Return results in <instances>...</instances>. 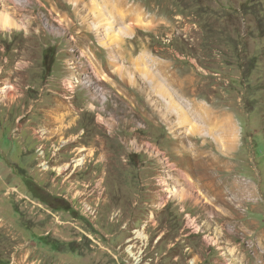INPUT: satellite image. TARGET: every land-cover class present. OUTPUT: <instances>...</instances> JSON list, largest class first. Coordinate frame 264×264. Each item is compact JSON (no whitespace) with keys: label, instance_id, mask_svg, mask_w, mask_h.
I'll return each instance as SVG.
<instances>
[{"label":"rangeland","instance_id":"1","mask_svg":"<svg viewBox=\"0 0 264 264\" xmlns=\"http://www.w3.org/2000/svg\"><path fill=\"white\" fill-rule=\"evenodd\" d=\"M0 14V264H264V0Z\"/></svg>","mask_w":264,"mask_h":264},{"label":"bare ground","instance_id":"2","mask_svg":"<svg viewBox=\"0 0 264 264\" xmlns=\"http://www.w3.org/2000/svg\"><path fill=\"white\" fill-rule=\"evenodd\" d=\"M0 28L4 29V30H20L22 27V25H18L16 24L14 21L10 20L9 18H7L6 15H2L0 14ZM142 78L148 79L149 75L146 73H142L141 75ZM234 139V138H233ZM190 180V179H189ZM189 183V182H188ZM208 191V190H206ZM175 195V194H174ZM182 196V195H181ZM139 236H142L141 234H139ZM131 252V251H130ZM129 252V253H130ZM137 261V258L135 259Z\"/></svg>","mask_w":264,"mask_h":264},{"label":"crops","instance_id":"3","mask_svg":"<svg viewBox=\"0 0 264 264\" xmlns=\"http://www.w3.org/2000/svg\"><path fill=\"white\" fill-rule=\"evenodd\" d=\"M206 111H207L206 109H203L202 112H201L203 117L201 116V114L200 115L198 114L199 116H197L196 118L197 119L204 118L205 114H206ZM232 118H233L232 114H227V115L224 116V119H225L224 121L226 122V125H228V127H230L232 130H234L233 124H232ZM213 119H215V117ZM218 123H220V121ZM239 140H240V137H239ZM259 179L261 181L260 177H259Z\"/></svg>","mask_w":264,"mask_h":264},{"label":"trees","instance_id":"4","mask_svg":"<svg viewBox=\"0 0 264 264\" xmlns=\"http://www.w3.org/2000/svg\"><path fill=\"white\" fill-rule=\"evenodd\" d=\"M54 201L57 202L58 200L55 198ZM70 208H71V207H68V210H70ZM62 209H64V208H62Z\"/></svg>","mask_w":264,"mask_h":264}]
</instances>
